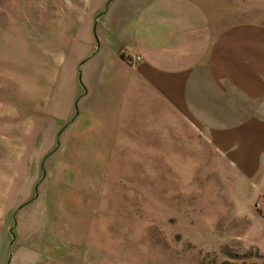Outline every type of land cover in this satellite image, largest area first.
Here are the masks:
<instances>
[{
    "label": "rangeland",
    "instance_id": "obj_1",
    "mask_svg": "<svg viewBox=\"0 0 264 264\" xmlns=\"http://www.w3.org/2000/svg\"><path fill=\"white\" fill-rule=\"evenodd\" d=\"M87 3L0 0V264H264V0H238L252 35L240 44L245 33H237L230 84L216 75L215 100H227L218 90L226 87L238 106L223 108L237 141L218 147L205 135V156H183L186 140L170 136L159 114L144 115L142 156H106L108 181L93 173L82 189L75 180L84 173L69 170V157L48 156V177L39 173L33 145L40 106L46 114L67 63L63 45L45 43L53 39L43 16L62 20ZM60 22L58 32L67 26ZM61 81L67 92L69 78ZM151 107L142 104L141 115ZM39 183L51 221L40 217L41 200L29 218L32 206L20 208Z\"/></svg>",
    "mask_w": 264,
    "mask_h": 264
},
{
    "label": "crops",
    "instance_id": "obj_2",
    "mask_svg": "<svg viewBox=\"0 0 264 264\" xmlns=\"http://www.w3.org/2000/svg\"><path fill=\"white\" fill-rule=\"evenodd\" d=\"M88 2L78 11L76 7L63 11L68 16L62 20L43 16L46 38L53 39L45 43L63 45L62 61L67 63L59 68L46 114L40 106V126L33 145L39 173L48 177L44 169L48 156H65L69 157V170L84 173L75 180L80 183L76 188H91L93 173H104L108 181L106 158L142 156L139 139L146 126L143 122L151 120L143 116L153 113L160 115L165 129L171 130L170 136L174 130L186 140L182 146L189 155H176L205 156V135L218 147L230 148L237 141H231L236 120L223 108L235 112L238 106L226 94V87L218 90L227 100L216 101L214 89L217 82L222 83L221 76L230 84L227 69L232 67L235 72L237 33H245L240 44L252 35L253 20L243 17V6L238 14V0ZM56 11L54 8L49 14ZM60 21L67 26L58 32L55 25ZM221 39L228 47L220 48ZM130 54H137L136 60ZM63 77L69 78L67 92L59 87ZM142 104L152 106L143 115ZM192 142L198 145L192 147ZM40 143H44L42 152ZM97 179L103 178L99 175ZM35 191L20 208L32 206L26 215L29 218L41 200L44 212L40 217L43 214L51 221L46 207L50 202L40 199V183ZM10 262L11 257L6 264Z\"/></svg>",
    "mask_w": 264,
    "mask_h": 264
},
{
    "label": "built area",
    "instance_id": "obj_3",
    "mask_svg": "<svg viewBox=\"0 0 264 264\" xmlns=\"http://www.w3.org/2000/svg\"><path fill=\"white\" fill-rule=\"evenodd\" d=\"M123 51H124V50H123ZM133 57H134V58H132V60H133V61L136 60L137 56L133 55Z\"/></svg>",
    "mask_w": 264,
    "mask_h": 264
}]
</instances>
